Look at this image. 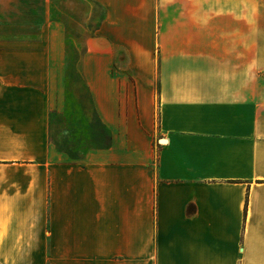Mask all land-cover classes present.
I'll list each match as a JSON object with an SVG mask.
<instances>
[{
	"label": "crops",
	"instance_id": "1",
	"mask_svg": "<svg viewBox=\"0 0 264 264\" xmlns=\"http://www.w3.org/2000/svg\"><path fill=\"white\" fill-rule=\"evenodd\" d=\"M83 1L75 117L0 50V264H264V0Z\"/></svg>",
	"mask_w": 264,
	"mask_h": 264
},
{
	"label": "rangeland",
	"instance_id": "2",
	"mask_svg": "<svg viewBox=\"0 0 264 264\" xmlns=\"http://www.w3.org/2000/svg\"><path fill=\"white\" fill-rule=\"evenodd\" d=\"M17 0H0V11L6 13L10 10L9 3L17 4ZM44 3V23L40 29V32L36 38H28L22 42H0V50H9L13 55H51L55 54L51 49L52 43L62 36V25L52 22L51 13V0H43ZM55 7H62L66 10V47L65 48V60L63 62L59 79H56V87L58 89L60 103L63 105V112L67 109H71V117H75L76 109L72 106L73 101L76 100V91L79 90V80L77 76L80 71L81 55L84 51L83 40L89 37L93 32V28L96 25L97 19L101 16V10L93 4L83 0H67L61 2L54 0ZM86 10V11H84ZM93 12L91 15L90 12ZM20 16V15H16ZM12 18L11 16H8ZM1 19H4L3 15H0ZM9 21V19L7 20ZM6 21V22H7ZM17 21V20H16ZM3 53V52H0ZM115 57L113 60V69L116 72H125L126 57L125 53L121 50H115ZM55 68V65H54ZM53 74V70L51 71ZM78 84V85H77ZM75 114V115H74ZM61 120L56 121L57 130L63 125L62 114ZM81 122V121H80Z\"/></svg>",
	"mask_w": 264,
	"mask_h": 264
},
{
	"label": "trees",
	"instance_id": "3",
	"mask_svg": "<svg viewBox=\"0 0 264 264\" xmlns=\"http://www.w3.org/2000/svg\"><path fill=\"white\" fill-rule=\"evenodd\" d=\"M16 8L15 4L9 3L10 10L4 13L0 11V15L4 16V19L0 18V42H22L27 40L28 38H36L40 32V29L44 23V3L43 0H17ZM63 2L64 0H59ZM51 13H52V21L60 22L66 27L65 17L66 10L64 8L58 6L55 7L54 0H51ZM20 15L17 16L16 15ZM11 16L12 18H9ZM102 15L99 17L101 19ZM9 19V21H7ZM17 20V21H16ZM7 21V22H6ZM97 24L93 28V32L96 29ZM91 33V35L93 34ZM85 51V49H84ZM83 51V52H84ZM83 54V53H82ZM79 76H77V80L82 81V73L79 71ZM156 88L158 86L156 84ZM52 114V113H51ZM51 114L49 118H51ZM101 137L100 135H95L93 133V137L99 139L101 148H107L110 145V131L103 126H100ZM94 129V126H93ZM69 156L72 157L71 154Z\"/></svg>",
	"mask_w": 264,
	"mask_h": 264
}]
</instances>
